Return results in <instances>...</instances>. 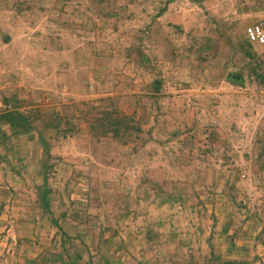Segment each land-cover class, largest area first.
I'll return each instance as SVG.
<instances>
[{
	"label": "rangeland",
	"instance_id": "1",
	"mask_svg": "<svg viewBox=\"0 0 264 264\" xmlns=\"http://www.w3.org/2000/svg\"><path fill=\"white\" fill-rule=\"evenodd\" d=\"M262 20L264 0H0V109L32 120L0 132V264H60L52 219L78 264H206L231 241L264 264ZM105 112L139 130L106 135Z\"/></svg>",
	"mask_w": 264,
	"mask_h": 264
},
{
	"label": "trees",
	"instance_id": "2",
	"mask_svg": "<svg viewBox=\"0 0 264 264\" xmlns=\"http://www.w3.org/2000/svg\"><path fill=\"white\" fill-rule=\"evenodd\" d=\"M245 46V57L249 62H255L257 56L254 50V47L251 43L246 41L244 43ZM241 76V81H236L234 79H231L232 82L235 84H239L243 81V76ZM160 82H157L155 84L156 90H160ZM1 121L7 123L10 125L13 135H19V134H27L29 133V130L31 128V122H29V119L22 115L20 112H10V113H5L1 118ZM132 122V121H131ZM103 133L106 135H112L115 138H119L121 136L122 131H128V130H136L138 131V127H134L130 125V120L126 116H122L117 113V115L114 116L113 112H105L103 115V118L99 120V123L97 124ZM49 128H53L54 130L57 131V133H60L61 131V122L59 121V117H56L54 120L51 119L48 123ZM41 141L43 143V148L46 154L49 152V147L47 145V142L44 140L43 136L41 135ZM47 166V165H46ZM48 168L45 167V174L43 177L44 184L43 186L38 187L39 190V195H40V202L42 205L43 210L45 211L46 214L52 215V210H51V200H50V189H49V171L47 170ZM153 186V185H152ZM159 187V186H157ZM158 189H162L159 187ZM159 196L162 198L161 204H167L170 202V199L168 200L167 196H165L163 190L161 192L158 191ZM56 226H58V229L60 232H62V246L64 249V253H66L65 256H59L58 258L60 259V264H78L76 260L71 258V255L67 252V247L66 244L67 242L69 243L71 241V238L69 235L62 230V227H60L59 222L57 220L52 219ZM226 235L229 233L228 229H225L223 231ZM233 250L231 251L230 254L227 256L223 257H217L212 253L211 259L206 263V264H249L245 257H241L239 255V251L235 249V245L233 244V241H231ZM237 255V256H236ZM239 255V256H238ZM78 259H81V255H76ZM167 255L162 256V259L168 262V264H198L195 262L193 259L185 258V257H180L179 259L174 258V256H169L170 259H167ZM52 259H49V262H52ZM54 262V261H53ZM88 264H93L92 261H89ZM156 264H165L163 262L157 261Z\"/></svg>",
	"mask_w": 264,
	"mask_h": 264
},
{
	"label": "built area",
	"instance_id": "3",
	"mask_svg": "<svg viewBox=\"0 0 264 264\" xmlns=\"http://www.w3.org/2000/svg\"><path fill=\"white\" fill-rule=\"evenodd\" d=\"M245 36L253 46L264 47V20L248 26L245 30Z\"/></svg>",
	"mask_w": 264,
	"mask_h": 264
},
{
	"label": "crops",
	"instance_id": "4",
	"mask_svg": "<svg viewBox=\"0 0 264 264\" xmlns=\"http://www.w3.org/2000/svg\"><path fill=\"white\" fill-rule=\"evenodd\" d=\"M8 45H9V43L8 42H6L4 45H3V43L2 42H0V50H3L4 49V51L6 50V48L8 47ZM6 100V99H5ZM10 112H17V111H4V112H2L1 111V109H0V118L5 114V113H10ZM18 112H20L22 115H24V116H26L28 119H29V122H31L32 120L30 119V117H29V114L26 112H22V111H18ZM128 118H130V117H128ZM0 121H1V119H0ZM50 121V120H49ZM2 123L0 124V132H3V127L4 128H6L7 130L8 129H10L11 131H12V129H11V127H10V125L9 124H7V123H5V122H3V121H1ZM28 134V133H27ZM2 135L3 136H7V138H10L5 132H3L2 133ZM13 135V134H12ZM20 135H23V134H19V135H13V136H20ZM40 137H41V135H40Z\"/></svg>",
	"mask_w": 264,
	"mask_h": 264
},
{
	"label": "water",
	"instance_id": "5",
	"mask_svg": "<svg viewBox=\"0 0 264 264\" xmlns=\"http://www.w3.org/2000/svg\"><path fill=\"white\" fill-rule=\"evenodd\" d=\"M237 78V81H239L241 79V77H236Z\"/></svg>",
	"mask_w": 264,
	"mask_h": 264
}]
</instances>
